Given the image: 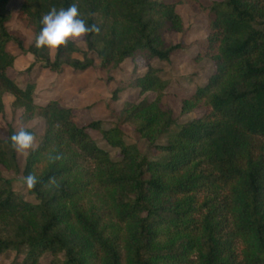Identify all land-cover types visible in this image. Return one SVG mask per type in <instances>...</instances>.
I'll return each instance as SVG.
<instances>
[{
    "label": "trees",
    "instance_id": "trees-1",
    "mask_svg": "<svg viewBox=\"0 0 264 264\" xmlns=\"http://www.w3.org/2000/svg\"><path fill=\"white\" fill-rule=\"evenodd\" d=\"M8 1L0 0V113L9 93L21 123L39 116L44 134L28 150L23 169L24 179L32 173L39 181L28 188L37 202L0 177V255L26 248L22 264H38L48 250L50 264H264V0L210 2L201 44L212 72L181 104L183 112H203L176 130L172 111L158 97L124 101L109 128L101 120L79 125L75 109L58 98L36 103L35 83L15 81L21 71H14L8 44L14 41L22 54L33 56L22 72L35 64L51 72L83 71L94 65L91 53L101 69L141 56L147 69L129 84L140 94L159 95L168 82L150 61H167L186 47L166 46L162 36L185 31L176 11L185 0H22L16 19L34 33L29 45L7 28ZM73 3L88 25L100 27L99 34L84 37L86 50L74 43L53 55L37 49L42 16ZM77 52L81 60L72 56ZM121 90L117 86L113 97ZM124 123L133 124L160 156L150 158L127 143ZM21 129L35 135L30 127H9L0 139V164L14 171L19 166L10 137ZM89 130L119 149V159L99 147ZM160 137L165 143L155 144ZM44 154L46 166L36 173ZM91 189L101 203L88 209L77 199ZM107 217L123 232L106 233Z\"/></svg>",
    "mask_w": 264,
    "mask_h": 264
},
{
    "label": "rangeland",
    "instance_id": "rangeland-1",
    "mask_svg": "<svg viewBox=\"0 0 264 264\" xmlns=\"http://www.w3.org/2000/svg\"><path fill=\"white\" fill-rule=\"evenodd\" d=\"M211 1L213 0H185L176 6L177 13L182 17L185 31L176 32L169 30L165 31L162 36L166 46L182 42L186 47L172 54L167 61L158 59L150 61V65L159 68L160 76L168 82L165 90L159 95L155 91H147L140 94L138 89L131 87L129 84V80L147 69L146 62L141 56L135 59H125L118 68L101 69L99 67V59L91 53L90 56L94 59V65L83 71H74L70 67H64L63 71L59 73L43 69L40 67V64H35L29 72H22L25 71L30 62H26L23 58H20L18 67L25 68L15 77V81L20 85H24L27 82H34L36 84L35 80L40 78V89L45 85L44 88L48 87L46 90L49 93L48 96L52 99L58 98L60 100L59 104L62 106H69L75 109L79 116L77 121L79 125H85L92 120H101L102 127L104 128H109L112 122L119 120V111L124 101L138 103L144 98L152 100L158 97L160 104L172 111L176 125H173L171 129L176 130L178 124L199 116L203 112L200 108H193L183 112L181 104L182 100L192 94L197 86L206 82L212 72V61L210 58L202 55L203 47L201 44V41L206 37L208 32V6ZM21 2L22 0L8 1L6 8L11 12V16L7 22V28L9 32L20 36L25 45H29L33 39L32 37H34V33L31 28L26 27L16 19L17 10ZM77 44L83 50L87 49L84 38L82 42ZM8 48L12 53L18 51L21 53L14 41L8 44ZM199 53H201V56H198ZM72 56L80 60L83 58L80 52L73 53ZM14 71L17 70L14 68ZM117 86L122 88V90L114 98L113 91ZM54 92L57 93L56 96H52ZM19 117V110L12 108L8 103L6 110L0 113V139L5 140L7 138L9 127H13L15 130L21 127H30L35 132L32 147H36L44 134L43 119L37 116L23 125ZM120 126L125 132L127 143L135 145L141 153L146 154L150 158L160 156L153 144H151V141L137 132L133 124L124 123L120 124ZM89 134L99 147L109 152L112 159H119V149L107 144L98 131L89 130ZM165 141V138L160 137L155 139L154 143L163 144ZM1 147L5 148V143H1ZM27 154L28 150L22 153L16 151V160L19 166L18 171L0 164V177L11 180L12 186L16 190L22 193L28 200L37 202L36 196L26 186L23 175ZM35 166L36 173H40L44 169L46 166L45 154L41 156ZM96 192V189H91L79 197L77 201L88 209L93 206H99L101 199ZM105 221L107 222L106 233L123 232V226L117 224L113 219L107 217ZM26 252V248H22L18 254L8 250L0 255V264H22ZM52 258V252L49 250L45 251L39 256L38 264H50Z\"/></svg>",
    "mask_w": 264,
    "mask_h": 264
},
{
    "label": "clouds",
    "instance_id": "clouds-1",
    "mask_svg": "<svg viewBox=\"0 0 264 264\" xmlns=\"http://www.w3.org/2000/svg\"><path fill=\"white\" fill-rule=\"evenodd\" d=\"M42 28L35 40L37 49H47L50 54L57 53L60 48H67L69 43H80L89 34H99L100 27L97 24L88 25L86 20L81 17L75 3L67 9L55 7L51 8L41 18ZM11 147L17 152H24L32 148L34 136L24 130L14 133L10 137ZM54 157L53 159H59ZM37 177L29 173L25 177L26 186L34 188L38 183ZM50 183L55 182L54 177L49 178Z\"/></svg>",
    "mask_w": 264,
    "mask_h": 264
},
{
    "label": "crops",
    "instance_id": "crops-1",
    "mask_svg": "<svg viewBox=\"0 0 264 264\" xmlns=\"http://www.w3.org/2000/svg\"><path fill=\"white\" fill-rule=\"evenodd\" d=\"M13 54L15 55V61H14V64H13V68H15L17 71H22L25 68V67H18V63H19L20 58H23L26 62H31L33 60V56L30 53L21 54L18 51L16 53L13 52ZM39 79L37 78L35 80L36 84H35V90H34V92H35L34 100L38 104H45L48 100H51L52 98L50 96H48L49 93L46 92L48 87L44 88L45 85H43L42 86L43 88L40 89ZM38 95H39V97H38ZM56 95H57L56 92H54L52 94V96H56ZM47 97H49L51 99H49ZM53 99H55V98H53ZM2 100H3V104H4V111H5L7 104L9 103L11 105L12 101L14 100V97L11 94H9V93H4L3 96H2ZM18 110H19V112L21 114V110L20 109H18Z\"/></svg>",
    "mask_w": 264,
    "mask_h": 264
}]
</instances>
